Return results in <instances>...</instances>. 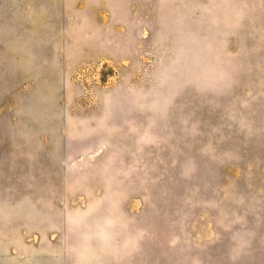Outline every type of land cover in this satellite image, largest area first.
Segmentation results:
<instances>
[{"label":"rangeland","instance_id":"374dc122","mask_svg":"<svg viewBox=\"0 0 264 264\" xmlns=\"http://www.w3.org/2000/svg\"><path fill=\"white\" fill-rule=\"evenodd\" d=\"M0 264H264V0H0Z\"/></svg>","mask_w":264,"mask_h":264}]
</instances>
